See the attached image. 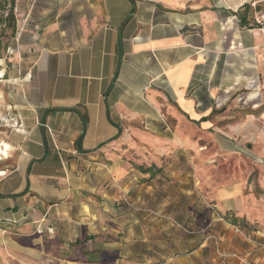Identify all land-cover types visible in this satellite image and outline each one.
Wrapping results in <instances>:
<instances>
[{"label": "crops", "instance_id": "1", "mask_svg": "<svg viewBox=\"0 0 264 264\" xmlns=\"http://www.w3.org/2000/svg\"><path fill=\"white\" fill-rule=\"evenodd\" d=\"M246 4L89 0L78 26L55 12L18 20L10 76L0 60L13 93L0 92V129L14 135L1 145V254L48 237L75 248L50 258L68 264H264V226L244 229L235 190L200 217L185 202L193 190L168 192L153 166L137 172L117 153L135 120L151 127L166 113L200 128L238 82L258 84L229 74L264 72V31L240 24Z\"/></svg>", "mask_w": 264, "mask_h": 264}, {"label": "rangeland", "instance_id": "2", "mask_svg": "<svg viewBox=\"0 0 264 264\" xmlns=\"http://www.w3.org/2000/svg\"><path fill=\"white\" fill-rule=\"evenodd\" d=\"M88 5L89 0H15L17 28L18 20L22 16L38 17L48 13L51 15L54 12L57 22L62 23V26L73 24L78 26L80 17L87 15ZM246 5L248 8L244 12H247L250 21L248 28L264 31V0H247ZM0 41L3 47L0 51V60L4 61L3 69L8 73L7 76H10L15 70V63L10 60L9 51L17 47V35L11 37V29H6ZM5 45H8L6 50H4ZM14 53L15 51H12V55ZM258 72V67L252 70L249 66L243 73L239 68H232L229 71L231 83L245 74L247 78L256 76L258 84H252L251 81H254L252 79L238 82L229 101L216 109L207 123L201 124L200 128L186 118H170L166 113L160 114L158 122L154 124L153 121L151 127L145 120H135L129 127L134 131L127 129L119 139L117 153L137 172L153 166L152 172L159 177L154 180V184L164 186L170 182L166 188L168 192L178 191L180 186L185 191L193 190L195 202L189 200L185 202L190 203L200 217L207 211H212L213 204L223 209L219 194L225 190H235L233 200L238 209H242L240 215L235 213L242 220L244 229L262 228L264 226V72L259 73L260 79ZM2 90L6 96L13 95L6 86L2 85L0 92ZM250 96L254 98L251 99ZM1 112L3 109H0ZM0 130V172H2L8 168L3 156L9 155L11 147L3 148L1 145L4 141L12 140L14 135L12 131L2 132V128ZM144 179L139 178L140 181ZM21 235L26 234L17 233L15 238L20 239ZM63 244L59 245L57 240L51 243L48 237H45L44 240L8 246L6 256L0 252V264H68L50 259L60 258L62 253H74L75 248L63 247Z\"/></svg>", "mask_w": 264, "mask_h": 264}, {"label": "trees", "instance_id": "3", "mask_svg": "<svg viewBox=\"0 0 264 264\" xmlns=\"http://www.w3.org/2000/svg\"><path fill=\"white\" fill-rule=\"evenodd\" d=\"M14 8H15V0H0V30L2 32L0 34V37L4 35V32L6 31V29H11V37H15L17 35V32H18L17 18L14 12ZM246 8H248V5H244L242 9L239 10L238 16L240 19L241 26L248 28L250 21L248 19L247 12H244ZM2 48H3L2 41H0V51ZM7 48H8V45H5L4 50H6ZM82 139H83V136L80 137L79 141L77 142V147L79 148L81 146ZM232 221L236 222L237 219H232Z\"/></svg>", "mask_w": 264, "mask_h": 264}, {"label": "built area", "instance_id": "4", "mask_svg": "<svg viewBox=\"0 0 264 264\" xmlns=\"http://www.w3.org/2000/svg\"><path fill=\"white\" fill-rule=\"evenodd\" d=\"M235 230H236V232H237L238 234L243 235V233L241 232V229H240L239 227H236ZM211 239H213L214 241H216V238H215V237H211ZM220 255L223 256L224 258L227 256V255H225V254H221V253H220ZM231 256H233V257H237V255H231ZM227 257H228V256H227Z\"/></svg>", "mask_w": 264, "mask_h": 264}]
</instances>
